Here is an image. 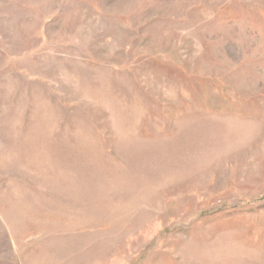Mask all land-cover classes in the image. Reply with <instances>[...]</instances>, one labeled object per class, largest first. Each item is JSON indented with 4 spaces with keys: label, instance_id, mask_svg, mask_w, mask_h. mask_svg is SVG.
<instances>
[{
    "label": "rangeland",
    "instance_id": "1",
    "mask_svg": "<svg viewBox=\"0 0 264 264\" xmlns=\"http://www.w3.org/2000/svg\"><path fill=\"white\" fill-rule=\"evenodd\" d=\"M0 264H264V0H0Z\"/></svg>",
    "mask_w": 264,
    "mask_h": 264
}]
</instances>
